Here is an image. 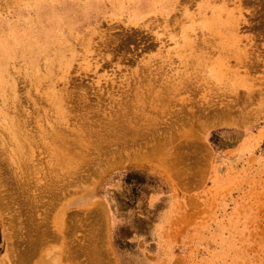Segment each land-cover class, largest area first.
Returning a JSON list of instances; mask_svg holds the SVG:
<instances>
[{
	"label": "rangeland",
	"instance_id": "rangeland-1",
	"mask_svg": "<svg viewBox=\"0 0 264 264\" xmlns=\"http://www.w3.org/2000/svg\"><path fill=\"white\" fill-rule=\"evenodd\" d=\"M176 1L0 0V264H264V0Z\"/></svg>",
	"mask_w": 264,
	"mask_h": 264
},
{
	"label": "bare ground",
	"instance_id": "bare-ground-1",
	"mask_svg": "<svg viewBox=\"0 0 264 264\" xmlns=\"http://www.w3.org/2000/svg\"><path fill=\"white\" fill-rule=\"evenodd\" d=\"M205 1H206L205 5L201 8L202 9L201 10V15H203V10L212 8V1L211 0H205ZM132 2L135 3V4H137V5H144V4H146V9L144 11L137 12V15H139L141 17H144V16H146L148 14H151V13H148V12H154L155 11V12H160L161 13V16L164 19L169 18L170 14L172 13L173 10H175L176 5H177V1L176 0H132ZM212 10H213V8H212ZM214 16L216 17L217 20H219L217 18V15H214ZM215 17H213L212 20L215 21L216 20ZM191 21H192V23H191L192 25H185V24L182 25L181 30L177 34H175V35L182 34V45H178V47H180V50H181L180 56L183 57V58H185V55H183V52H188V51H190L191 54H194V53H197V52H202V55L199 54V56H197V57L195 56V59H196V61H204L206 59V57H207V53H206L207 47H205V46H207L206 43L205 42H202V43H199V46H197L195 44L194 40L192 39L194 35H198V31H197L196 27H194V26H201L202 24L199 25V23H198V25H197L196 20H191ZM238 21H239V19H238ZM201 22H202V20H201ZM207 22H208V20H207ZM234 24H235V22H234ZM213 29H216V28H213ZM209 30H211V29H209ZM170 31L171 30H169V32ZM214 31L215 30H213V32ZM216 31H217V29H216ZM172 34H173V32L171 31V35ZM169 53H170V51H169ZM11 55H12V53L9 51V49H7V51H6L5 55H4V59L6 61H8L9 59L11 60V58H12ZM248 58H250L249 55L243 54L242 52H238V65H241L243 63V61L244 60H247ZM220 64L222 65V63H220L218 61H215V62L212 63V69H209L208 70L209 71L208 75H209L210 78H213V79L216 78L218 80L221 79V71H222V69H220L218 67ZM203 66H205V64H203ZM1 69H3V67ZM1 71H2V73L0 74V77H3V79H5L6 76H5V74L3 75L4 70H1ZM241 83H242V81H239L238 80V85L241 84ZM55 98H56V101H54V105L56 106L57 110L59 112H61V108H62V106H61V100L58 97H55ZM185 119L186 118H184V121H185ZM186 120L188 121L189 119H186ZM187 121H186V123L189 122V121L188 122ZM225 121H229V119L226 120L224 118H220V119L218 118V122H220V123L221 122L222 123H227ZM186 132H185V134L188 135ZM18 147L20 149H22L23 148V145L22 144H18ZM166 157L168 159V156L165 153H162L161 156L158 155V157H157L158 159L156 160V161H159L158 162L159 163L158 165H161L162 164L161 163L162 161H166V159H165ZM169 161L170 160H168V162ZM163 163H165V162H163ZM158 165H156V166H158ZM162 170H163V167H162ZM42 264H59V263H58V261H56V260L53 261V259H52V261L44 262Z\"/></svg>",
	"mask_w": 264,
	"mask_h": 264
}]
</instances>
